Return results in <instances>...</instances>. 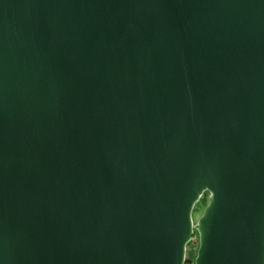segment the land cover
<instances>
[{
  "label": "water",
  "instance_id": "1",
  "mask_svg": "<svg viewBox=\"0 0 264 264\" xmlns=\"http://www.w3.org/2000/svg\"><path fill=\"white\" fill-rule=\"evenodd\" d=\"M0 264H264V0H0Z\"/></svg>",
  "mask_w": 264,
  "mask_h": 264
},
{
  "label": "rangeland",
  "instance_id": "2",
  "mask_svg": "<svg viewBox=\"0 0 264 264\" xmlns=\"http://www.w3.org/2000/svg\"><path fill=\"white\" fill-rule=\"evenodd\" d=\"M198 246H199L198 239H195L194 241L188 244L187 254H186L187 259L192 260L194 262L196 255H197Z\"/></svg>",
  "mask_w": 264,
  "mask_h": 264
}]
</instances>
